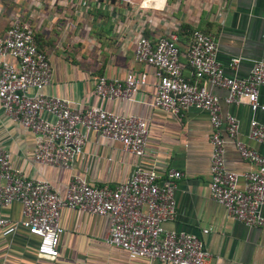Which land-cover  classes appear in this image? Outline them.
I'll use <instances>...</instances> for the list:
<instances>
[{
    "label": "built area",
    "instance_id": "obj_1",
    "mask_svg": "<svg viewBox=\"0 0 264 264\" xmlns=\"http://www.w3.org/2000/svg\"><path fill=\"white\" fill-rule=\"evenodd\" d=\"M72 0H0V107L24 131L31 133L30 160L50 167L71 170L82 152L88 132L136 156L131 172L113 186L94 185L71 175L62 194L44 178L27 176L11 164L10 152L0 145V234L9 236L18 227L36 239L37 258L51 260L57 255L62 233V208L104 216L109 227L104 242L122 249L127 258L144 257L163 264H211L210 253L195 234L165 228L175 218L174 188L180 171L158 162L154 156L144 162L148 126L145 118L121 115L104 108L103 101L133 100L134 93L152 79L153 93L148 104L170 115L187 108L202 110L209 122L208 194L222 205L227 215L246 227L264 223V156L238 137V122L221 114L220 100L210 87L225 90L224 103L246 104L253 113L263 109L257 99L264 86V58L251 61L243 77L227 75L216 59V43L209 33L193 29L184 62L176 35L158 36L155 41L137 31L133 39V60L149 69L127 70L122 77L98 75L93 79L91 100L85 103L47 94L51 68L44 52L36 46V22H54L58 15L41 14L50 7ZM105 0H76L72 15L85 17L88 7ZM121 1L133 5L134 0ZM145 7L143 0L140 1ZM13 3V6L10 5ZM112 18L113 23H116ZM150 22V19H147ZM238 57L227 62L234 68ZM189 68V76L183 74ZM223 132L232 140L239 156L253 167L244 171L225 168ZM249 139L264 144V125L251 117ZM149 152V153H148ZM241 181V185H238ZM13 202L20 205V219L10 220L2 209ZM208 232L203 228L201 233Z\"/></svg>",
    "mask_w": 264,
    "mask_h": 264
},
{
    "label": "crops",
    "instance_id": "obj_2",
    "mask_svg": "<svg viewBox=\"0 0 264 264\" xmlns=\"http://www.w3.org/2000/svg\"><path fill=\"white\" fill-rule=\"evenodd\" d=\"M75 1L70 2L72 5L45 4L41 14L55 13L58 17L51 23L42 18L35 26L36 46L46 54L51 68L50 82L43 90L74 104L91 100L93 79L98 75L122 77L127 70L149 72L146 66L133 60V39L140 30L152 41L174 33L183 62L190 32L197 29L211 34L216 43V59L227 75L243 77L252 60L264 58V0H143L142 8L138 7L141 0H134L133 5L105 0L90 5L85 17L71 14ZM231 57L239 58L234 68L227 66ZM183 74L189 76L188 67ZM151 83L148 77L147 84L134 93L133 100L103 101L101 105L121 115L145 118L146 151H154V155L146 154L143 161L154 156L158 162L180 171L173 192L175 218L166 222L165 228L199 236L210 253L211 264H264V223L260 227H246L209 197L207 114L190 107L174 116L151 107L148 104L153 93ZM210 90L220 100L221 114L229 113L236 118L237 137L264 156V144L247 136L251 117L264 125V108L251 113L246 104L224 103V89L210 87ZM257 99L264 106V86L258 87ZM223 138L225 168L237 172L251 169L253 166L239 156L225 132ZM0 145L10 152L13 166L29 177L48 180L59 194L71 175L94 185L113 186L129 176L137 160L118 143L88 132L71 170L33 163L31 133L12 122L1 107ZM1 212L13 221L21 217L17 202ZM261 213L264 217V205ZM59 223L62 233L54 259L37 258L35 237L18 227L12 235L0 234V264H163L144 257L127 258L122 249L106 244L109 221L104 216L62 208ZM203 228H208V232L201 233Z\"/></svg>",
    "mask_w": 264,
    "mask_h": 264
},
{
    "label": "rangeland",
    "instance_id": "obj_3",
    "mask_svg": "<svg viewBox=\"0 0 264 264\" xmlns=\"http://www.w3.org/2000/svg\"><path fill=\"white\" fill-rule=\"evenodd\" d=\"M11 6H13V3H10Z\"/></svg>",
    "mask_w": 264,
    "mask_h": 264
}]
</instances>
